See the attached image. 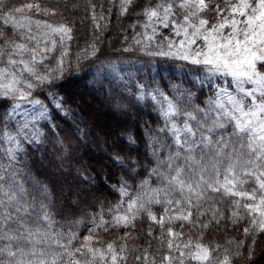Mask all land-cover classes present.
I'll use <instances>...</instances> for the list:
<instances>
[{
    "label": "snow or ice",
    "instance_id": "obj_1",
    "mask_svg": "<svg viewBox=\"0 0 264 264\" xmlns=\"http://www.w3.org/2000/svg\"><path fill=\"white\" fill-rule=\"evenodd\" d=\"M60 5L0 0V264H127V243L103 233L124 229V240L144 218L149 237L159 227L164 250L157 261L145 249L136 264H256L264 252V0H87L91 38L74 56L75 24ZM113 8L117 19L138 18L119 55L102 59ZM89 65L95 72L85 74L101 88L107 81L121 115L140 106L155 113L142 137L121 130L122 147L108 157L120 173L107 194L86 169L63 175L73 155L43 179L25 159L28 146L49 142L46 133L65 150L58 117L72 120L82 143L93 135L77 114L88 101L69 103L57 91ZM109 194L115 203H105ZM229 229L240 238L204 240Z\"/></svg>",
    "mask_w": 264,
    "mask_h": 264
},
{
    "label": "trees",
    "instance_id": "obj_2",
    "mask_svg": "<svg viewBox=\"0 0 264 264\" xmlns=\"http://www.w3.org/2000/svg\"><path fill=\"white\" fill-rule=\"evenodd\" d=\"M25 2H29V0H13V3L19 5ZM70 4L71 2H77V3H86L87 0H61L60 9H63V3ZM48 3L50 6L55 7L56 6V0H48ZM103 3L107 7L108 0H103ZM87 15V14H86ZM65 16V15H64ZM138 17L135 14L130 13L128 16L119 17L117 19V11L115 8L112 10V16H111V22L108 24L106 30L103 31L101 39L103 40V44L101 45L102 51H106V56L102 57V59H114L117 55H119L118 52L115 51L116 48H120L124 46L123 37L127 35L129 39H131V27L130 25L137 19ZM57 21H60L62 17L59 15L55 18ZM71 20V19H68ZM89 25V32L88 29H84L83 24L78 25L79 28H77L75 31L77 34H75L74 40L72 41V47H71V54L74 56L75 53L82 47L86 46V41L90 40V36L92 33V27H91V21L88 20ZM75 24V22H74ZM84 29V30H83ZM107 71L106 69L104 70ZM95 72V66L89 65L86 67L82 72L74 75L68 76L65 80L61 82V87L63 89H66V93L64 94L63 91L60 89L59 92L64 95V99L69 101V103H73V101H80V99L77 97V92H73V95L71 91L67 90L68 86H71L75 83L81 82L83 85V88L86 90H89V93L93 96V98H96V96H100L101 98L105 97L109 88V85L107 81H103V88L100 87V85L93 82V76L91 74L86 75L85 73H93ZM142 75L148 76L149 73L147 71L143 72ZM162 76L165 77V80L161 82V86L163 87L164 84L167 81V78L169 77V73L164 72L161 73ZM179 76V73H176V77ZM176 83H179V79L175 80ZM187 86V84H185ZM66 87V88H65ZM166 91H170L169 89H166ZM204 91H207V88L204 89ZM60 94V95H61ZM61 95V96H62ZM43 95H41V99H43ZM88 105V104H87ZM87 105L84 107L83 111L81 109H77V114H83L86 117V122L89 124V127L93 130V135L89 138L90 141H87V143L92 144V146L97 145L99 143V139L97 137L96 132L93 128H95V121H92L90 118L89 108H87ZM75 107V105H73ZM111 111L113 113H117L119 117H122V120H130L133 119L135 122L133 126L131 124H127V126H131L130 131H132L135 135L142 137L143 132L141 125L144 121H150L153 123V126H155V113L153 110L149 108H143V106H140L138 109H132L130 113L132 115L124 116L121 115L120 110L115 109L114 107H111ZM110 112L111 114H113ZM22 118V117H21ZM120 120V121H122ZM58 122L60 124V128L56 129L57 132L60 133V135L63 137L65 134V131L69 134V140L65 141V150L62 152L60 150V145L55 142V138L52 136L51 133H46L49 136V142H46L41 148L37 149L35 146H28L30 155L26 157V162L29 165H32L31 168H44L43 162L54 163V159H59V167H61L60 162L64 155H73L76 159L66 161L62 169L63 171H68L70 173H73L71 176L75 177L77 173L75 172V168H80L81 170H87V172H90L93 176L96 175L97 168H105V175L102 176H95L97 180V184L93 186L94 188H102L105 193L107 194L108 187L114 183L117 182V176L120 173V170L116 168L111 160H109V156L111 152L117 148L122 147L121 140H117V144L113 145V147H110L106 151V156L101 157L98 156V158H91L92 153L94 152L95 146L91 148L92 146H85L83 148L82 142L80 138L75 134V125L73 124L72 120H65L63 118L58 117ZM91 124V125H90ZM94 126V127H93ZM125 129L122 127H118L114 133V137H117V134L120 137L121 130ZM126 142V141H125ZM82 146V147H81ZM141 148H143V145H140ZM71 149V153L67 151V149ZM99 150V149H98ZM100 154V153H99ZM40 157V158H39ZM28 159V160H27ZM42 161V164L39 163ZM78 161V163H77ZM100 171V169H99ZM69 176V175H65ZM70 177V176H69ZM99 177H101L99 179ZM116 199H118L115 195H108V200L105 201L107 204L109 201L112 203H115ZM94 203V202H93ZM94 207H89L88 211H94ZM157 213L159 214L160 209L159 206H157L155 209ZM59 220L60 217H57ZM152 223L151 221H148L146 218L140 219L137 221L136 228L131 230V235L128 237H125L124 240H121L120 237L124 233V229H109L108 232L103 233V236L106 241H116L117 244L127 243L128 245V261L127 264H136V261L133 259V257L136 254L143 253L145 249H147L149 253V260L152 259L153 256H155L156 260L159 261L160 256L158 254L159 251H163L164 249L161 248V239H160V229L159 227H153L152 229V237H149L147 235L149 224ZM178 230V228H177ZM185 234H189V229L187 225L185 226ZM81 234H85V228L82 226L80 228ZM191 235L195 238L196 232L195 230H192ZM235 237L236 239L240 238V235L235 232L232 229H229L227 232L224 230H221L219 232H214L211 234L206 233L204 236L205 241H210L212 243H220L223 245L226 240L229 238ZM149 244L151 246H149ZM261 253L264 252H258L257 255L259 256ZM255 257L256 264H264L263 255L260 257ZM195 264V262H193Z\"/></svg>",
    "mask_w": 264,
    "mask_h": 264
},
{
    "label": "rangeland",
    "instance_id": "obj_3",
    "mask_svg": "<svg viewBox=\"0 0 264 264\" xmlns=\"http://www.w3.org/2000/svg\"><path fill=\"white\" fill-rule=\"evenodd\" d=\"M73 3V2H71ZM70 3V4H71ZM77 3V2H76ZM80 4V8L76 9V10H70V9H61V11L64 13L65 17H67V19H71L73 22H75V29L74 31L79 28L78 25L83 24L84 29H88L89 32V25H88V21L87 19H85L86 13L84 11V5L86 3H79ZM74 12V15L72 14ZM83 29V30H84ZM75 34L76 31H75ZM91 38V36H90ZM75 41V40H73ZM73 43V42H72ZM63 91V93H66V89H63L61 86H58L57 91H59L58 89H60ZM67 90L71 91L72 95L73 92H77V97L79 99L84 98L88 101V105L87 108H89V113H90V118L92 121H95L96 124L94 131L97 134V137L99 139V143H97V145L94 146L95 149L94 152L92 153L91 158H98V156L101 155V157H105L106 156V151L110 148L113 147V145L117 144V140L120 141L118 139L119 135L117 134V137H114V133L116 131V129L118 127H122V128H128V130L131 129V126H127V124H131L133 126L134 124V120L130 119V120H122V117H119L117 113H113L111 110L112 106V102L107 100V98L103 97L101 98L100 96H96V98H93V96L89 93V90H86L83 88V85L81 82L79 83H75L71 86L67 87ZM61 94V93H60ZM62 95V94H61ZM62 97H64V95H62ZM110 112H112L113 114H111ZM132 115V113L129 114V116ZM122 120V121H120ZM91 125V124H90ZM94 127V126H93ZM90 141V140H88ZM87 143V142H83L82 146L83 148H85V146H92V144ZM81 146V147H82ZM94 146H92L91 148H93ZM99 149V150H98ZM100 153V154H99ZM40 158V157H39ZM28 160V159H27ZM43 169L38 167V168H31V174L32 176L36 177L37 179H43L44 175L49 174V172L52 173H56L57 170L60 168L59 167V159L56 158L54 159V163H50V161L48 162H43ZM100 169V171H99ZM96 175L95 176H102L105 175V168H97V170L95 171ZM73 173H70L68 171H63V175H69L70 177H72ZM101 177H99L100 179ZM97 184V180L96 183L93 185L95 186ZM264 253H261L259 256L257 255V257H260L261 255H263ZM264 257V256H263ZM264 260V258H263Z\"/></svg>",
    "mask_w": 264,
    "mask_h": 264
},
{
    "label": "bare ground",
    "instance_id": "obj_4",
    "mask_svg": "<svg viewBox=\"0 0 264 264\" xmlns=\"http://www.w3.org/2000/svg\"><path fill=\"white\" fill-rule=\"evenodd\" d=\"M66 88V87H65Z\"/></svg>",
    "mask_w": 264,
    "mask_h": 264
}]
</instances>
